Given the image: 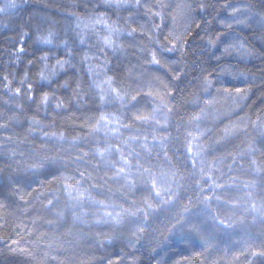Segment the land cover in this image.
Listing matches in <instances>:
<instances>
[{
	"label": "trees",
	"instance_id": "trees-1",
	"mask_svg": "<svg viewBox=\"0 0 264 264\" xmlns=\"http://www.w3.org/2000/svg\"><path fill=\"white\" fill-rule=\"evenodd\" d=\"M0 5V264H264V0Z\"/></svg>",
	"mask_w": 264,
	"mask_h": 264
},
{
	"label": "rangeland",
	"instance_id": "rangeland-1",
	"mask_svg": "<svg viewBox=\"0 0 264 264\" xmlns=\"http://www.w3.org/2000/svg\"><path fill=\"white\" fill-rule=\"evenodd\" d=\"M107 1H109V0H107ZM103 4L105 5V6H103L104 9L106 7H110V6H108V4H109L108 2L107 3L105 2ZM97 6H98V4H96V2L94 1V4L92 5V8H93L94 12H100V11L102 12L103 9L99 10V8H97Z\"/></svg>",
	"mask_w": 264,
	"mask_h": 264
},
{
	"label": "snow or ice",
	"instance_id": "snow-or-ice-1",
	"mask_svg": "<svg viewBox=\"0 0 264 264\" xmlns=\"http://www.w3.org/2000/svg\"><path fill=\"white\" fill-rule=\"evenodd\" d=\"M9 2H10V0H9ZM3 9V6L2 5H0V10H2ZM171 43H173L174 44V41H170ZM225 51L227 52V51H229V49H225ZM210 82V81H209Z\"/></svg>",
	"mask_w": 264,
	"mask_h": 264
}]
</instances>
